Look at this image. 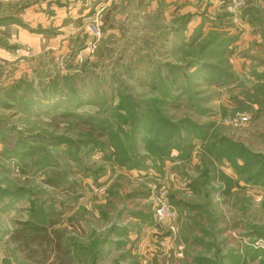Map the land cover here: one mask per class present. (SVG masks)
Returning a JSON list of instances; mask_svg holds the SVG:
<instances>
[{
    "label": "rangeland",
    "instance_id": "obj_1",
    "mask_svg": "<svg viewBox=\"0 0 264 264\" xmlns=\"http://www.w3.org/2000/svg\"><path fill=\"white\" fill-rule=\"evenodd\" d=\"M59 1L0 0V19L10 18L0 24V264H264V0L243 23L254 39L245 50L246 30L230 32L222 65L231 73L200 81L187 73V46L157 72L144 70L148 54L138 61L162 7L146 16L150 37L122 52L132 15L108 26L103 13L98 24ZM189 119L206 141L243 146L249 164L237 151L234 162L203 159L207 143L180 122ZM149 124L178 132L170 155L168 132L140 137ZM189 142L191 159L179 153ZM158 202L174 216L158 221Z\"/></svg>",
    "mask_w": 264,
    "mask_h": 264
},
{
    "label": "crops",
    "instance_id": "obj_2",
    "mask_svg": "<svg viewBox=\"0 0 264 264\" xmlns=\"http://www.w3.org/2000/svg\"><path fill=\"white\" fill-rule=\"evenodd\" d=\"M5 1L9 2L13 0ZM70 1L73 2V6H75L74 12L80 11L79 9L87 8V11L92 15V21L97 22L96 20H99L98 15L103 13L101 16V23L107 24L108 26L112 24L110 21L115 17L116 19L122 20L124 15L127 14L126 17L132 15L131 22L133 21V26L130 31L131 34L125 43H123L122 52H124L127 47L135 49L141 45V43L145 42L146 36H149V31L145 27V21L148 19L146 16L156 12L159 7H162L160 12L163 16L158 13L162 20L156 28H153L155 29L153 30L154 33H157V35L153 38L149 36L151 38V47L149 51L147 52L146 50L142 53L140 58L139 55H137L138 61L141 63L145 62L146 55H149L150 64L144 68V70L148 68L150 70L149 72H155V66L161 62L165 63V58H163V56H166L167 59L170 53L177 51L178 47L182 46L183 48L189 45L191 43L190 37L193 34H195L194 37L197 42H200L205 37L206 33L210 31H219L217 28H223L224 30L219 32H224L225 34L229 32L228 34L230 36L232 35L230 32H234L239 26L241 28L240 30H246L247 33L245 32L243 34L245 38H241L242 36L240 37L242 39V45H244L242 49L245 50V48L250 45V40H254L250 36L249 28H246V25L243 24L249 19V15L246 14V9L251 6L259 7L257 3L262 4V0L260 2L245 0V5L247 4V6L239 11L241 14L238 17L234 16L232 18L227 11L229 0H60L59 6ZM71 2L70 6H72ZM120 7H122L124 13L118 12ZM158 14H156V17ZM80 22H82L81 19H77L75 23L76 26H80ZM184 22L186 26L181 27ZM5 28L6 30H10L8 29L9 27ZM120 28L122 30H130L127 29L123 23L120 24ZM247 56L248 55H246V58ZM192 69H190V71H192ZM173 176H175L178 181V175L175 174L174 171L171 173V177ZM172 187H176L172 190H178L174 192H179L181 190H179V187L175 183L172 184ZM183 189L185 190V188ZM183 194L185 193L182 190V195ZM198 194L197 192L195 195ZM178 195H180V193ZM194 196L189 197L193 198ZM193 200L199 201L198 199ZM172 204L174 205V201H172Z\"/></svg>",
    "mask_w": 264,
    "mask_h": 264
},
{
    "label": "trees",
    "instance_id": "obj_3",
    "mask_svg": "<svg viewBox=\"0 0 264 264\" xmlns=\"http://www.w3.org/2000/svg\"><path fill=\"white\" fill-rule=\"evenodd\" d=\"M256 13L260 14L261 13V8L260 7H256V6H251L249 8L246 9V14L249 15V20H251L252 15H254ZM256 17V16H255ZM9 18V17H7ZM0 19V24L3 23L5 20L10 21L9 19ZM257 18V17H256ZM23 25V24H22ZM185 22L181 25V27H185ZM34 32L37 33H42L44 32L43 29H32ZM211 32V31H210ZM213 35H211V33L209 34V36H205L200 42H197L196 38L194 37L193 42L190 43L189 45H186L187 47H189V50L187 51V55L191 56V58L189 60H184L186 61V67H187V73H191L190 77H192L193 79H197V80H205L207 79V73H210L212 76H214L213 73H231L226 67H223L222 62L224 61V56L227 52L228 46L229 44H231L232 42H234L237 37L232 38L230 35H226L224 32H219V31H212ZM216 32V33H215ZM187 47H183V51L185 50V48ZM215 57L213 60H209L210 58ZM218 60L221 62V65H216L214 64L213 61ZM171 65V63H159L156 67V72L163 67H169ZM194 68V69H192ZM190 69H192V71H190ZM206 73V74H205ZM197 81V82H199ZM16 95L15 94H11V92H8L6 94V96L4 98H14ZM2 97V94L0 93V98ZM151 110V109H148ZM151 113V115H150ZM145 112L142 114H139V116L137 117L136 120H138V124L143 121V122H152L153 120V114L154 111L151 112ZM159 116V113L158 115ZM181 124L187 125L186 127V131H188L189 134L192 135L191 138L193 137H198L200 140L204 141L205 143H207V151H204V155L202 153H200V156H203V159H206V157H210L212 155L219 156L221 159L225 158L229 161H233L234 162V157L237 151V154L240 153L241 156H243L245 158V160L247 161V164H249L250 159L252 158V154L248 153L247 150L244 149L243 146H240V148H233L232 145L233 140H231L228 137H221V138H217V139H209L206 141L205 139V131L201 132L199 131V127L197 126L196 121L194 122L193 120H186V121H180ZM156 124H160L161 121L158 119L155 120ZM168 125H170V122H166ZM139 126V125H138ZM177 127V125H176ZM150 124L149 126H140V130H138V134H140V137L144 136L143 131L146 130L147 132H149L150 130ZM105 129V128H104ZM92 133H94L97 136H104L105 133L108 132L107 129L103 130L99 127L96 126H92ZM156 132L155 134L158 135V137L162 136L164 133L168 132V136L164 137L165 140V147L162 145V147H164L163 149H167L166 151H164L163 154L165 155H170L171 151L169 148V143L168 140L169 138L173 137V136H179L178 132L176 130L170 129V128H163L161 132H159V129H154L153 131L149 132V133H153ZM163 133V134H162ZM99 134V135H98ZM205 135V136H204ZM157 137V138H158ZM179 138V137H178ZM168 144V146H166ZM109 146V144L107 145ZM177 147H180L179 145H176ZM186 148L184 147L183 153H181V151H179L180 154H185L187 151H189V155H185L184 157H188V159L192 158V153L191 152V145L189 142V145H185ZM235 147V145H233ZM161 152V151H160ZM249 155V159L248 156ZM206 154V155H205Z\"/></svg>",
    "mask_w": 264,
    "mask_h": 264
},
{
    "label": "built area",
    "instance_id": "obj_4",
    "mask_svg": "<svg viewBox=\"0 0 264 264\" xmlns=\"http://www.w3.org/2000/svg\"><path fill=\"white\" fill-rule=\"evenodd\" d=\"M245 0H232L230 3L231 11L239 12L242 10ZM174 216L173 209L165 203L158 202L156 204V218L158 221H165Z\"/></svg>",
    "mask_w": 264,
    "mask_h": 264
}]
</instances>
